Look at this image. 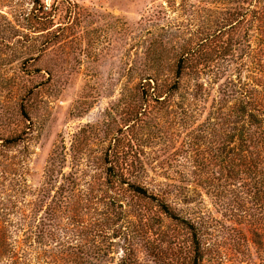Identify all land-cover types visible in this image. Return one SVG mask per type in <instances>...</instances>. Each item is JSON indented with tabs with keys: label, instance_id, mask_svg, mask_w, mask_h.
Returning <instances> with one entry per match:
<instances>
[{
	"label": "rangeland",
	"instance_id": "obj_1",
	"mask_svg": "<svg viewBox=\"0 0 264 264\" xmlns=\"http://www.w3.org/2000/svg\"><path fill=\"white\" fill-rule=\"evenodd\" d=\"M263 11L0 0V264H192L182 219L200 228L201 264H264L259 182L236 167L247 152H234L233 112L239 84L264 91ZM188 55L199 75L177 79Z\"/></svg>",
	"mask_w": 264,
	"mask_h": 264
},
{
	"label": "trees",
	"instance_id": "obj_2",
	"mask_svg": "<svg viewBox=\"0 0 264 264\" xmlns=\"http://www.w3.org/2000/svg\"><path fill=\"white\" fill-rule=\"evenodd\" d=\"M253 13L254 20L259 22L258 11H253ZM263 16L264 11L262 17ZM202 63V60L199 58H192L189 55L186 57L184 56L180 59L176 68L177 79H180L184 75L186 69L194 70V74L199 75V72L196 69L198 65H201ZM148 80L150 81L152 79L148 78ZM152 82L155 83L154 80H152L151 83ZM252 82L253 84H239V99L235 104L233 112L237 121H241L242 123L240 125L241 129H239L241 130V133L238 136L239 138H237V146L235 147L234 152L239 153L237 156L240 155V153L247 152V156L244 158L240 156L236 158V167H243V172L249 175L251 180L259 182V188L255 189L252 199H254L255 205L260 206L264 211V91H258L255 88L257 85L255 84L256 82L254 80ZM200 88H203V85H201ZM179 89L178 81L170 87V91H178ZM244 120H246V124L244 123ZM112 171L113 169L110 170V173H112ZM128 191L142 198L152 200L158 199L152 194L148 195V190L146 188L136 184H130ZM159 207L164 214L168 215L170 218L176 219L175 214L170 210L167 203L162 201L160 202ZM180 221L187 226V229L192 234V264H201L203 254L200 228L197 224H194L189 220L182 219ZM255 235L260 236V232L256 231Z\"/></svg>",
	"mask_w": 264,
	"mask_h": 264
}]
</instances>
